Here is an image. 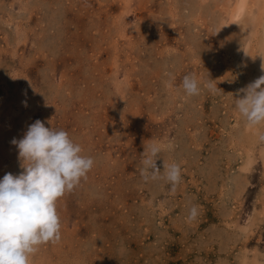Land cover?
Returning a JSON list of instances; mask_svg holds the SVG:
<instances>
[{
	"label": "rangeland",
	"instance_id": "rangeland-1",
	"mask_svg": "<svg viewBox=\"0 0 264 264\" xmlns=\"http://www.w3.org/2000/svg\"><path fill=\"white\" fill-rule=\"evenodd\" d=\"M218 4L136 0L123 16L121 0H0L1 178L23 171L11 141L36 120L94 159L87 179L56 202L61 240L30 264H238L242 238L228 222L243 94L226 61L238 46L218 33ZM188 74L199 95H185ZM152 144L161 177L163 162L181 167L174 193L164 179L141 178Z\"/></svg>",
	"mask_w": 264,
	"mask_h": 264
},
{
	"label": "clouds",
	"instance_id": "clouds-1",
	"mask_svg": "<svg viewBox=\"0 0 264 264\" xmlns=\"http://www.w3.org/2000/svg\"><path fill=\"white\" fill-rule=\"evenodd\" d=\"M264 70V65H262ZM187 97L199 95L200 85L192 74L181 82ZM215 92L217 85L207 83ZM243 98L236 99V109L249 128L264 125V75L240 89ZM257 142L264 144V131L256 133ZM18 149L23 171L7 173L0 179V264H30L42 245L61 240V220L56 202L72 192L94 167V159L82 155V147L73 142L64 130H54L36 120L22 139L11 141ZM161 148L150 145L142 152L140 170L144 182L164 179L174 193L180 184L181 167L163 162V177L157 167ZM198 216L193 206L186 218L192 222Z\"/></svg>",
	"mask_w": 264,
	"mask_h": 264
},
{
	"label": "bare ground",
	"instance_id": "bare-ground-1",
	"mask_svg": "<svg viewBox=\"0 0 264 264\" xmlns=\"http://www.w3.org/2000/svg\"><path fill=\"white\" fill-rule=\"evenodd\" d=\"M121 2L126 8L123 16H127L130 12L129 7L132 8L136 0H121ZM218 7H220L217 24L219 35L222 36L225 32L231 33L234 46H238L234 59L226 61L229 62L227 64L232 62V65H229L231 68L235 67L239 70L237 75L241 76L240 84L235 88L240 92V89L264 75V70H262V65H264V0H219ZM171 15L174 17L175 12L172 11ZM238 123L243 127L239 137L242 164L239 166L238 175L232 180L236 188L232 192L234 202L231 206L229 205L228 223L231 228L239 232L242 238L236 255L238 264H264L262 246L264 240V144L258 143L256 136L258 131H264V125L249 128L244 119L243 121L239 119ZM167 143L165 141L163 146ZM0 179H2L1 175ZM249 188L252 190V195L245 192V189ZM244 208H246L245 211ZM244 212L248 215L246 219L243 216Z\"/></svg>",
	"mask_w": 264,
	"mask_h": 264
}]
</instances>
